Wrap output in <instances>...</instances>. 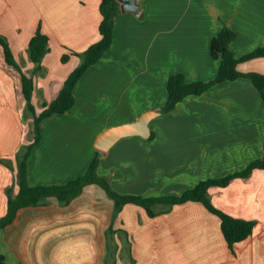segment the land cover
I'll list each match as a JSON object with an SVG mask.
<instances>
[{"label":"crops","instance_id":"obj_1","mask_svg":"<svg viewBox=\"0 0 264 264\" xmlns=\"http://www.w3.org/2000/svg\"><path fill=\"white\" fill-rule=\"evenodd\" d=\"M137 2L138 14L119 2L111 45L74 85V104L41 120L40 139L28 158L30 185L75 178L94 157L101 130L153 107L160 113L149 122V136H125L106 151L98 149V172L120 192L179 195L264 155V103L249 77L220 81L187 95L171 111L161 110L169 75L182 73L187 81L214 77L219 59L211 56L210 41L224 25L235 32L230 48L236 57L264 47V0ZM99 5L100 0H0V34L21 69L33 76L37 114L81 62L75 52L100 38ZM38 28L48 35L49 50L36 69L28 43ZM238 69L264 73V56L243 60ZM25 104L20 72L6 62L0 44V157L12 166L0 162V217L7 210L6 188L18 189L16 151L33 138ZM209 193L222 210L254 221L252 233L233 247L219 216L199 201L176 203L154 216L128 202L114 217L106 190L88 184L68 204L50 196L44 204L19 208L0 228V252L6 264H108L113 256L112 264H131L132 258L134 264H264V168L226 186L212 185ZM110 226L114 232L108 236ZM108 247L115 255L109 256Z\"/></svg>","mask_w":264,"mask_h":264},{"label":"trees","instance_id":"obj_2","mask_svg":"<svg viewBox=\"0 0 264 264\" xmlns=\"http://www.w3.org/2000/svg\"><path fill=\"white\" fill-rule=\"evenodd\" d=\"M118 7V0H100L99 9L102 16L99 24L100 38L89 45L84 51L75 52V54L81 56V62L65 79L56 98L51 101L43 102L44 108L38 114L36 113L32 101V93L34 90L33 76L26 74L21 69L13 57L8 41L0 34V44L3 46L6 62L15 66L20 72L21 91L26 103L24 117H32L31 125L33 131L32 140L29 143L21 145L16 151V184L18 189L13 193V185L6 188L7 210L6 213L0 217V228L10 223L21 207L44 204L50 196L57 197L62 204H68L74 197L78 196L83 191L86 185L98 184L106 190L107 194L114 201V217L122 206L128 202L143 206L150 216H154L161 210H164V208H170L176 203H182L188 200L199 201L203 203L210 212L219 216L223 235L228 245L233 247L236 242L245 239L252 233L254 221L232 216L215 205L211 199L209 187L212 185L226 186L234 177H246L254 168H264V155L249 162L242 170L234 171L221 177L199 180L194 186L185 189L179 195L143 196L142 194L120 192L116 190L111 186L108 179L98 172L100 162V151L98 149L95 150V155L88 167L78 176L65 183L30 185L27 181L28 158L33 146L40 139L41 120L53 113H63L74 104V85L84 71L91 64L100 59L111 45L114 27L113 15ZM234 36V30L224 25L210 41V54L213 58L219 59V65L214 77L208 80L198 79L187 81L182 73L169 75L167 79L168 98L161 106L163 112L173 110L176 103L189 94H201L215 83L223 80H232L240 76H246L251 79L264 103V73L242 72L238 69L239 62L252 57L264 56V47H257L247 54L236 57L230 48V42ZM48 42V35L42 32L40 28L36 30L29 40V57L36 64V69H39L42 57L49 50ZM67 59L68 54H63L61 60L66 61ZM152 135L153 132L151 136ZM0 162L8 167H12L9 158L0 157ZM113 232V227L110 226L108 229V236ZM108 254L109 256L115 255V249H110L108 247ZM114 260V256L111 260L108 258L107 263L112 264ZM0 264H6L5 256L2 252H0ZM131 264H134L133 258L131 259Z\"/></svg>","mask_w":264,"mask_h":264},{"label":"water","instance_id":"obj_3","mask_svg":"<svg viewBox=\"0 0 264 264\" xmlns=\"http://www.w3.org/2000/svg\"><path fill=\"white\" fill-rule=\"evenodd\" d=\"M121 8L135 14L140 12L138 0H118ZM160 113V107H153L137 116L133 121L116 124L101 130L95 137L94 146L102 151L108 150L120 138L129 135L149 136L150 120Z\"/></svg>","mask_w":264,"mask_h":264},{"label":"rangeland","instance_id":"obj_4","mask_svg":"<svg viewBox=\"0 0 264 264\" xmlns=\"http://www.w3.org/2000/svg\"><path fill=\"white\" fill-rule=\"evenodd\" d=\"M75 152H78L79 150L78 149H75L74 150ZM82 151H84V152H86V150H82ZM61 152H70V148H67V149H61L60 150V153ZM114 188V187H113ZM0 242H1V231H0Z\"/></svg>","mask_w":264,"mask_h":264}]
</instances>
